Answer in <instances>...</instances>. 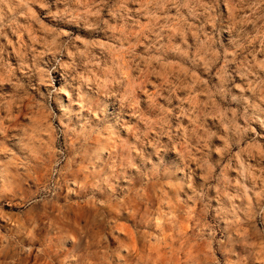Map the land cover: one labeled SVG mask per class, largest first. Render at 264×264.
<instances>
[{
	"label": "clouds",
	"instance_id": "clouds-1",
	"mask_svg": "<svg viewBox=\"0 0 264 264\" xmlns=\"http://www.w3.org/2000/svg\"><path fill=\"white\" fill-rule=\"evenodd\" d=\"M0 264H264V0H0Z\"/></svg>",
	"mask_w": 264,
	"mask_h": 264
}]
</instances>
